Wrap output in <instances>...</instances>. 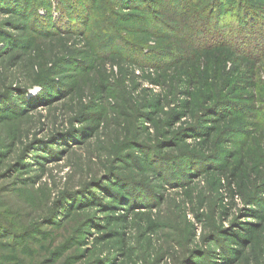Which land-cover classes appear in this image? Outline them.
Instances as JSON below:
<instances>
[{
    "label": "rangeland",
    "instance_id": "rangeland-1",
    "mask_svg": "<svg viewBox=\"0 0 264 264\" xmlns=\"http://www.w3.org/2000/svg\"><path fill=\"white\" fill-rule=\"evenodd\" d=\"M243 3L0 0V264H264Z\"/></svg>",
    "mask_w": 264,
    "mask_h": 264
},
{
    "label": "trees",
    "instance_id": "trees-1",
    "mask_svg": "<svg viewBox=\"0 0 264 264\" xmlns=\"http://www.w3.org/2000/svg\"><path fill=\"white\" fill-rule=\"evenodd\" d=\"M214 1V0H213ZM243 1L246 2V0H230V4H235L237 7L236 8H240L242 11V15H245L246 18L249 17V19L251 21H253V17L249 16V11L246 9V7L244 6V3ZM235 7V6H234ZM245 13V14H244ZM251 17V18H250ZM242 21H246V19L242 20ZM244 230L247 232V233H252L254 230L251 228V227H244ZM237 245H239L237 243Z\"/></svg>",
    "mask_w": 264,
    "mask_h": 264
}]
</instances>
